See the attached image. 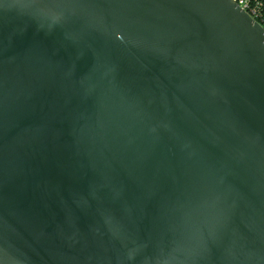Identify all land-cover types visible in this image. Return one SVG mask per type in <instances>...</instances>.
<instances>
[{"label": "water", "instance_id": "obj_1", "mask_svg": "<svg viewBox=\"0 0 264 264\" xmlns=\"http://www.w3.org/2000/svg\"><path fill=\"white\" fill-rule=\"evenodd\" d=\"M0 264H264V28L0 0Z\"/></svg>", "mask_w": 264, "mask_h": 264}, {"label": "built area", "instance_id": "obj_2", "mask_svg": "<svg viewBox=\"0 0 264 264\" xmlns=\"http://www.w3.org/2000/svg\"><path fill=\"white\" fill-rule=\"evenodd\" d=\"M264 28V0H233Z\"/></svg>", "mask_w": 264, "mask_h": 264}]
</instances>
